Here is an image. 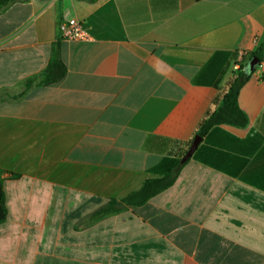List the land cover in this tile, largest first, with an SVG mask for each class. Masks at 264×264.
<instances>
[{
	"label": "crops",
	"instance_id": "obj_1",
	"mask_svg": "<svg viewBox=\"0 0 264 264\" xmlns=\"http://www.w3.org/2000/svg\"><path fill=\"white\" fill-rule=\"evenodd\" d=\"M69 18L88 40L60 39ZM262 45L264 0L2 9L0 264H264V62L238 96L246 126L208 131L142 206L95 215L180 162ZM55 61L61 79L25 88Z\"/></svg>",
	"mask_w": 264,
	"mask_h": 264
},
{
	"label": "trees",
	"instance_id": "obj_2",
	"mask_svg": "<svg viewBox=\"0 0 264 264\" xmlns=\"http://www.w3.org/2000/svg\"><path fill=\"white\" fill-rule=\"evenodd\" d=\"M17 1L18 0H0V11ZM254 56H257L260 59V63L258 66L263 64L264 45H262L258 49V51L251 54L250 60ZM256 68L255 70L250 71L248 62L246 65L241 66L236 71L235 79L233 80L229 90L220 101L217 109L213 113H211L208 118L205 119L199 131L197 132V135H200L202 137L211 129L218 127L222 124H229L239 127L246 126L248 120L245 113L240 109L238 105V96L241 88L251 78L253 73L256 71ZM64 74V65L59 61H55L50 64L48 69L43 73L39 83H36L33 80H29L27 81L25 88H29L35 84L41 85L54 83L57 80L61 79ZM182 167L183 164H180L179 160L175 163H172L171 166L168 167V169L164 172L161 177L147 180L138 191L133 192L124 200H110L105 207H103L95 214L96 218L110 215L113 213H118L124 210L127 206H142L157 194L170 188L176 182ZM2 184L3 178L0 176V197L3 209Z\"/></svg>",
	"mask_w": 264,
	"mask_h": 264
},
{
	"label": "built area",
	"instance_id": "obj_3",
	"mask_svg": "<svg viewBox=\"0 0 264 264\" xmlns=\"http://www.w3.org/2000/svg\"><path fill=\"white\" fill-rule=\"evenodd\" d=\"M60 39L66 41H85L90 38L89 34L86 32L82 21L77 18H69L63 21L59 28ZM236 66L237 69L240 68V63Z\"/></svg>",
	"mask_w": 264,
	"mask_h": 264
},
{
	"label": "water",
	"instance_id": "obj_4",
	"mask_svg": "<svg viewBox=\"0 0 264 264\" xmlns=\"http://www.w3.org/2000/svg\"><path fill=\"white\" fill-rule=\"evenodd\" d=\"M259 63H260V59L257 56L252 57L251 60L249 61V70L250 71L255 70V68L259 65ZM201 141H202V137L200 135H196L188 151L180 160V164H184L192 157V155L194 154L195 150L197 149ZM3 218H4V211L2 209L1 197H0V220H2Z\"/></svg>",
	"mask_w": 264,
	"mask_h": 264
},
{
	"label": "rangeland",
	"instance_id": "obj_5",
	"mask_svg": "<svg viewBox=\"0 0 264 264\" xmlns=\"http://www.w3.org/2000/svg\"><path fill=\"white\" fill-rule=\"evenodd\" d=\"M257 68H260V66H258Z\"/></svg>",
	"mask_w": 264,
	"mask_h": 264
}]
</instances>
